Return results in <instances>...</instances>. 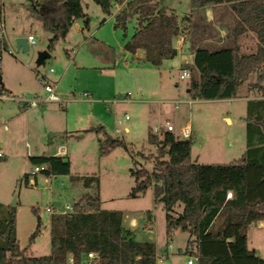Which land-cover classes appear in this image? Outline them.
Returning <instances> with one entry per match:
<instances>
[{
    "label": "rangeland",
    "instance_id": "obj_1",
    "mask_svg": "<svg viewBox=\"0 0 264 264\" xmlns=\"http://www.w3.org/2000/svg\"><path fill=\"white\" fill-rule=\"evenodd\" d=\"M180 1L178 9L183 14L190 0ZM82 3L90 17L89 29L84 28L83 19L76 20L68 35L49 51L53 33L44 29L38 15L40 0H0V27L8 43L1 61L3 86L12 95L32 97L44 91L41 77L45 76L58 84L61 99L32 108L0 100V148L5 154L0 159V214L7 215L9 207L15 209L17 238L26 256L50 255L52 215L71 212L65 210L67 205L73 207L83 194L98 191L73 182L71 176L97 174L102 208L109 211L113 223L131 230L136 240L155 242L157 264H188L189 259L198 264L186 253L188 232L175 230L171 237L167 235L166 210L163 202H155L153 188L138 197L130 196L136 184L133 171L157 167L158 150L147 138L149 129L161 125L162 102L172 111L177 131L191 122L194 161L226 164L239 160L247 149L246 102L193 99L186 92L190 80L180 78V69L160 78L157 71L151 73L150 66L137 63L132 53L123 50L134 34V20L125 32L115 28L113 16L106 15L94 0ZM30 34L35 44L30 43L27 51L19 49L16 39ZM42 51L51 56L38 66ZM257 81L251 79V86L261 87ZM184 99L192 100L191 105ZM154 100L157 102H151ZM174 100L181 101L178 109ZM126 114L129 119L119 125ZM100 124L113 138L127 142L132 151L118 146L101 156L104 132L88 131ZM61 147L70 161L69 174L33 173L35 166L42 165L37 159L59 155ZM181 210L177 206L173 214ZM39 218V233L30 243ZM221 223V218L216 219L212 231H219ZM247 235L249 247L259 244L257 254L264 257V229L248 226Z\"/></svg>",
    "mask_w": 264,
    "mask_h": 264
},
{
    "label": "trees",
    "instance_id": "obj_2",
    "mask_svg": "<svg viewBox=\"0 0 264 264\" xmlns=\"http://www.w3.org/2000/svg\"><path fill=\"white\" fill-rule=\"evenodd\" d=\"M106 15L114 16L115 28L128 29L135 21L132 37L124 50L135 54L145 53V61L160 66L164 60L174 59L178 50L173 40L194 35L200 27L194 15L203 14L208 7H223L231 14L232 24L221 45L195 41L189 94L200 100H220L228 97L232 88H239L257 75L261 86L264 80V0H190L191 12L182 18L157 0H94ZM38 15L44 29L53 33L48 50L65 38L74 22L84 20L89 29L90 17L82 0H40ZM207 30V27L204 26ZM1 32V28H0ZM252 33L257 40L255 52H241L240 38ZM8 43L0 37V71L3 53ZM261 88V87H260ZM7 92L0 84V93ZM264 98L247 101V149L242 157L224 164H200L192 158V138H178L174 133L162 136L148 131V143L158 150L157 167L148 171L136 168V184L130 192L138 197L153 188L155 202H163L166 210V232L175 230L190 234L186 253L195 257L198 264H264V257L249 248L247 228L264 220ZM89 131L104 132L100 142V155L105 156L118 146L132 151L120 138H113L103 125ZM3 157H0L2 159ZM65 156L40 157L46 164V176L70 173V161ZM86 188L95 193L83 194L67 214H53L51 218V254L39 257L26 256L17 238L16 211L9 207L8 214H0V264H83L90 252L97 253L94 264H157L156 244L151 240L139 241L126 227L113 223L109 211L102 208L99 193V176L74 175ZM232 196L228 197L229 192ZM182 206L181 211L173 212ZM38 214V209L33 208ZM222 219L221 229L212 231V225ZM41 221L30 237L32 243L39 233Z\"/></svg>",
    "mask_w": 264,
    "mask_h": 264
},
{
    "label": "crops",
    "instance_id": "obj_3",
    "mask_svg": "<svg viewBox=\"0 0 264 264\" xmlns=\"http://www.w3.org/2000/svg\"><path fill=\"white\" fill-rule=\"evenodd\" d=\"M157 1H159V3L162 6L166 7L167 9L174 10L178 14L179 18H182L186 15H189L191 12V5H189L188 10L185 11L183 14L179 12L178 5H179V3H181L180 0H157ZM121 8H122L121 6H117L114 9L113 14L111 15V16H113V19H114V16L120 11ZM203 16H204L205 20L201 19L199 14L194 15L195 22L199 23V26H200L196 30L194 35L192 34V31L190 32V30L189 31L187 30L185 35L178 36L173 40V45L178 50V55L174 59L164 60L160 66L155 67V66H152L145 61V53L143 50H140V49L135 54H132L133 58L136 59L137 63H142L144 67L150 66V67H147L148 68L147 70H149L151 73L154 71H157L160 78H162L165 73H171L175 69H180L182 71V69L184 67H186V65L193 64L194 52L192 50V45L195 41L198 40L199 44H201V43L210 44L211 43L213 45H221L225 42V40L227 38V36H226L227 30L231 27V24H232V16L230 13L225 11V9L223 7H215V8L214 7H208L205 9ZM203 25L207 27V30L204 29ZM250 41H251V43H253V45L251 44L249 46ZM239 43L241 45V52H243V53H252V52L256 51L257 40L255 38V35L252 33H249L247 35H243L240 38ZM123 50H124V48H123ZM125 52L128 54L130 53L127 51H125ZM177 59H178V61H177ZM256 78H257L256 74H253V75H251L249 80L246 81L245 83H243L239 88H232L229 91L227 98H229L230 100L244 101V102H246V105H247V101L250 99H262V98H264V80L261 81V88L260 87L254 88L250 84V80L251 79L256 80ZM189 83H190V81L187 84V89H186L187 93H189ZM6 91L8 92V89H6ZM35 93H37L36 95L45 94V90L42 92H35ZM128 95H130V94H128ZM184 101L188 102L190 100L187 101L184 99ZM151 102H157V101L154 100ZM48 103H50V102L44 103L42 106L45 107L46 104H48ZM162 103L163 104L161 105V109H160L161 123L163 122V120L166 116H169L171 121H172V118H171V116H172L171 112L172 111L168 112L167 109L165 108L164 102H162ZM226 119H228L230 122L232 121L231 118H226ZM186 123L191 124L190 121H187ZM92 127H95V126H92ZM88 131H89V129H88ZM125 132H129L128 127H125ZM59 155L63 156L62 154H59ZM3 157H5V154ZM231 196H232V192L230 191L228 194V197H231ZM133 223H135V222L133 221ZM249 226H254L256 230L262 231L264 229V220L254 222V223L250 224ZM247 237H248V245H249V236L247 235ZM258 245L259 244H257V246H254L253 248H250V247L249 248L253 249L257 253V251L260 247Z\"/></svg>",
    "mask_w": 264,
    "mask_h": 264
},
{
    "label": "built area",
    "instance_id": "obj_4",
    "mask_svg": "<svg viewBox=\"0 0 264 264\" xmlns=\"http://www.w3.org/2000/svg\"><path fill=\"white\" fill-rule=\"evenodd\" d=\"M1 32H0V37L6 39V35L4 32V28L1 26ZM28 43L30 44H35V37L33 35H29L28 38ZM53 71V70H51ZM180 77L182 79H188L190 80L191 78V71L189 68L184 67L181 71V75ZM42 82H43V86H44V90H45V94L43 95H34L32 97H28L27 95H22V96H16V95H12L9 92H4V93H0V100H13L16 103L32 108V107H40L42 106L44 103L47 102H60L61 99L57 93V89H58V84L56 82H52L49 79H47V77L43 76L41 77ZM85 97L88 96L87 93L84 94ZM173 105L176 109H178L180 107V100H174ZM188 103L191 105L192 100L188 101ZM129 119V116L126 114L124 119H119L118 120V124L121 125L123 123V121H126ZM152 132L153 134L157 135V136H162L165 132H171L174 133L176 137L178 138H191L192 137V127L190 123H186L183 126H180L179 131H177L176 126L174 125V123L171 121L169 116H166L163 120V122L161 123V125L156 126L154 128H152ZM60 154L64 155L65 154V148L61 147L60 148ZM4 153L3 151L0 149V157H3ZM46 169V165L42 164L40 166H35L33 173L36 174L39 171H44ZM29 181L32 184H35V180L33 177L29 178ZM73 207L67 205L65 210H72ZM47 210L52 211V208L48 207ZM98 257L97 253L95 252H90L88 254V259L90 260L92 263L94 259H96ZM196 259V258H195ZM70 262L73 264V259H70ZM83 264H88L87 262H83ZM188 264H193L192 260L189 259L188 260Z\"/></svg>",
    "mask_w": 264,
    "mask_h": 264
},
{
    "label": "water",
    "instance_id": "obj_5",
    "mask_svg": "<svg viewBox=\"0 0 264 264\" xmlns=\"http://www.w3.org/2000/svg\"><path fill=\"white\" fill-rule=\"evenodd\" d=\"M16 43H17V47L20 49H22L23 51H27L29 49V43H28V40L27 38H24V37H21V38H17L16 39ZM50 53L49 51H42L39 53V56L36 60V63L38 66H41V65H45V61L46 59L50 58ZM2 83V76H1V73H0V84ZM262 124V127H263V130H264V122H261ZM65 161H67V159H65ZM15 203V200L14 202Z\"/></svg>",
    "mask_w": 264,
    "mask_h": 264
}]
</instances>
